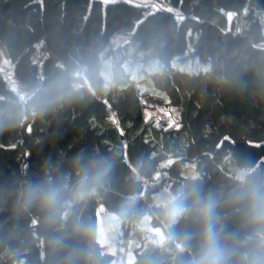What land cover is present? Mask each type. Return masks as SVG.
Instances as JSON below:
<instances>
[{
	"label": "trees",
	"instance_id": "1",
	"mask_svg": "<svg viewBox=\"0 0 264 264\" xmlns=\"http://www.w3.org/2000/svg\"><path fill=\"white\" fill-rule=\"evenodd\" d=\"M158 1L0 0V44L12 77L31 89L61 75L76 90L70 103L0 133V264H54L39 212L15 211L20 190L49 158H61L63 170L80 151L114 161L108 190L79 216L97 228L103 207L127 234L150 212L167 238L138 247L137 264H182L190 255L173 234L181 225L170 229L156 204L161 190L175 192L189 178L181 175L185 163L196 166L206 189L228 183L244 156L264 170V0ZM140 52L144 69L160 62L151 81L181 105L178 128L144 120L146 94L126 69ZM10 77L0 70V109L29 102L8 89ZM132 195L137 213L120 216ZM95 244L102 264H111L97 229Z\"/></svg>",
	"mask_w": 264,
	"mask_h": 264
},
{
	"label": "clouds",
	"instance_id": "2",
	"mask_svg": "<svg viewBox=\"0 0 264 264\" xmlns=\"http://www.w3.org/2000/svg\"><path fill=\"white\" fill-rule=\"evenodd\" d=\"M76 96L67 78L51 76L32 86L28 103L0 109V133L18 127L29 116H43ZM114 161L85 151L73 154L70 168L49 158L38 178L19 192L15 211L40 214V231L54 264H102L95 244L96 227L79 216V208L109 187ZM162 216L190 252L182 264H264V170L244 156L230 181L206 189L199 176L187 178L173 193H163ZM137 198L127 197L118 208L122 217L135 215ZM75 238L77 243L72 244Z\"/></svg>",
	"mask_w": 264,
	"mask_h": 264
},
{
	"label": "rangeland",
	"instance_id": "3",
	"mask_svg": "<svg viewBox=\"0 0 264 264\" xmlns=\"http://www.w3.org/2000/svg\"><path fill=\"white\" fill-rule=\"evenodd\" d=\"M264 26V15L262 16ZM3 46L0 45V49ZM1 49L4 62L8 61L6 52ZM144 53L129 58L126 61V69L132 75L134 82H136L141 91L146 95L141 97L143 104L144 120L159 128L171 129L178 128L181 120V105L173 104L168 95L156 88L151 81L150 74L155 70L161 68L158 60L141 65ZM150 97V98H147ZM185 136V133L183 134ZM187 165L193 166L192 163H185L181 175L185 173V177L191 173L186 172ZM199 172V171H198ZM196 175V173H195ZM199 176V175H198ZM168 192L173 193L168 188ZM164 190L159 192L163 194ZM167 193V192H164ZM161 194V195H162ZM156 202L159 203L157 198ZM162 205V204H160ZM97 239L104 247V250L112 255L111 264H136V250L144 242H154L156 244H163L166 241L167 234L162 225L154 222L150 212H147L139 220L132 224L129 233H123L121 229V220L116 213L105 210L103 207L98 209L97 213ZM20 264V263H19Z\"/></svg>",
	"mask_w": 264,
	"mask_h": 264
},
{
	"label": "built area",
	"instance_id": "4",
	"mask_svg": "<svg viewBox=\"0 0 264 264\" xmlns=\"http://www.w3.org/2000/svg\"><path fill=\"white\" fill-rule=\"evenodd\" d=\"M36 1L42 2L43 0H36ZM157 4H159V1ZM165 5L166 4H164V3L160 4L161 7L162 6L165 7ZM260 46L264 47V44H261ZM3 52H5V50H3ZM0 70L5 75H11V77L8 78L7 87H8V89L12 90L14 93H16L18 95L20 102L22 104H25L28 100V96H29L31 89H29L24 82L17 81L15 78L12 77L13 70L11 69V66H9L7 64V62H4L1 52H0ZM169 184H171V183H169Z\"/></svg>",
	"mask_w": 264,
	"mask_h": 264
},
{
	"label": "crops",
	"instance_id": "5",
	"mask_svg": "<svg viewBox=\"0 0 264 264\" xmlns=\"http://www.w3.org/2000/svg\"><path fill=\"white\" fill-rule=\"evenodd\" d=\"M105 1H111V0H105ZM135 4H145V5H151L152 7L158 6V0H128Z\"/></svg>",
	"mask_w": 264,
	"mask_h": 264
},
{
	"label": "bare ground",
	"instance_id": "6",
	"mask_svg": "<svg viewBox=\"0 0 264 264\" xmlns=\"http://www.w3.org/2000/svg\"><path fill=\"white\" fill-rule=\"evenodd\" d=\"M185 169H186V172H188V173H191L192 171H194V167L193 166H190V165H187L186 167H185ZM192 174H194V173H192ZM184 175H185V173H184ZM186 176H189V175H186ZM164 190V189H163ZM162 190V191H163ZM164 192H167V193H169L167 190H164ZM163 192V193H164ZM162 194V193H161Z\"/></svg>",
	"mask_w": 264,
	"mask_h": 264
},
{
	"label": "water",
	"instance_id": "7",
	"mask_svg": "<svg viewBox=\"0 0 264 264\" xmlns=\"http://www.w3.org/2000/svg\"><path fill=\"white\" fill-rule=\"evenodd\" d=\"M156 204H158L159 205V203L158 202H156ZM137 264V263H136Z\"/></svg>",
	"mask_w": 264,
	"mask_h": 264
}]
</instances>
